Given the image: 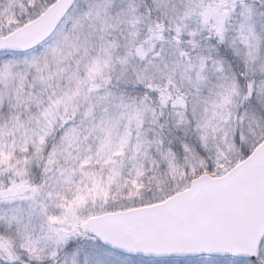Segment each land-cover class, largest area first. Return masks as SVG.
Listing matches in <instances>:
<instances>
[{
    "label": "snow or ice",
    "instance_id": "1",
    "mask_svg": "<svg viewBox=\"0 0 264 264\" xmlns=\"http://www.w3.org/2000/svg\"><path fill=\"white\" fill-rule=\"evenodd\" d=\"M0 264H264V0H0Z\"/></svg>",
    "mask_w": 264,
    "mask_h": 264
}]
</instances>
